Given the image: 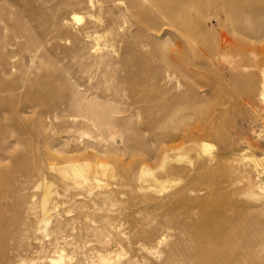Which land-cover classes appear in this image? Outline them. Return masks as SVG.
Wrapping results in <instances>:
<instances>
[{"label": "rangeland", "instance_id": "rangeland-1", "mask_svg": "<svg viewBox=\"0 0 264 264\" xmlns=\"http://www.w3.org/2000/svg\"><path fill=\"white\" fill-rule=\"evenodd\" d=\"M243 1L203 2L205 14L214 13L219 19L210 22L214 40L226 34L239 50L243 45L264 46V36L251 39L241 24L231 27L241 13H259L253 3L264 2ZM110 6L89 13L74 9L90 19H101L98 54L107 55L101 60L98 92L102 102L126 110L117 115L122 121L110 136L98 134V127L80 124L77 118L37 113L30 119L31 114L8 98L16 91L5 92L7 85L16 83L18 69L0 74V230L7 226L14 232L3 239L0 264H53L59 258L61 264H190L193 248L210 226L201 216L204 207L215 216L231 215V210L241 214L240 219L222 225L241 227L242 264H264V197H253L260 195L257 185L264 174L257 178L244 157L246 152L264 155V71L242 68L239 55L214 53L205 60L207 47L199 44L197 52L202 56L190 67L194 74H183L182 85L171 92L181 98L173 99L174 106L168 107L161 122L159 118L149 123L137 104L132 108L127 104L128 91H117L111 99L103 93L113 92L117 79L119 83L123 77L125 81L137 77L123 72L121 64L132 62V44L141 36L164 51V64L159 67L153 61L149 69L159 67L162 75L171 72L176 67L170 50L177 38L166 26L159 32L145 30L140 21L149 15L120 3ZM4 14L10 27L29 21L32 36L39 35L43 23L31 22L28 12ZM243 22L255 28L261 23ZM66 46L63 39L47 43L35 60L33 78L48 77V67L56 60L69 61ZM7 49L15 47L7 45L3 51ZM257 59L256 54L249 56L252 63ZM28 64L26 58L18 67ZM185 66L190 65L182 62L187 70ZM225 68L232 69V79L222 71ZM48 78L52 80L51 72ZM25 118L31 121L26 124ZM206 129L212 136H206ZM230 198L236 200L227 201Z\"/></svg>", "mask_w": 264, "mask_h": 264}, {"label": "bare ground", "instance_id": "bare-ground-1", "mask_svg": "<svg viewBox=\"0 0 264 264\" xmlns=\"http://www.w3.org/2000/svg\"><path fill=\"white\" fill-rule=\"evenodd\" d=\"M195 1L200 4L199 8L196 7ZM204 1L206 0H5V2L0 0V9L4 12H8V10L26 11L31 16V22L43 23L39 35L35 38L32 36L33 29L30 30L27 25L29 21H19L21 27L17 25V27H10L4 12L0 13V50L3 52L0 56V74L1 76L12 74V71L18 69L15 75L16 83L7 85L5 92L16 91V95H9L8 98L16 100L21 111L24 110L31 114L30 119L37 113L63 120L77 118L80 124L89 123L91 126L98 127L97 130H101L98 134L104 133L108 136L113 134L115 132L113 127L115 128L122 121V118L117 115H123L126 110L111 105L107 101L102 102L98 92L101 84L99 79L101 60L103 56L107 55V52L98 54V51L102 49L99 36L101 19L99 17L90 19L91 16L78 14L74 9L81 7L89 13L94 8L102 10L117 3L124 5L127 10L133 9L141 15H149L148 20L140 21L145 30L159 32L160 27L166 26L167 29H172L177 38L170 50L172 66L176 67L171 72L161 74L159 67L164 64V51L157 47L151 38L141 36L135 44H132L134 56L132 62H122L121 64L123 72L135 73L137 77L134 80L127 78L126 81L123 77L119 83L117 79L113 92L105 91L103 93L105 95L103 97L109 99L111 95V99L117 91H128L130 98L127 104L130 108L137 104V107L142 109V118L149 123L157 122L159 118L161 122L165 112L169 109L168 107H173L174 101L181 98L180 94L172 95L171 92L182 85L183 74L190 76L194 74L191 68L194 66V60L200 56L197 52L199 44L207 47L208 55H201L205 60L214 53L221 57L239 55V65L242 68L264 71V46L243 45L239 50L234 41L226 34H222V38L214 40V27L210 22L211 19H215L219 23V19L214 13L205 14L202 5ZM245 2L250 3L251 1L244 0L243 3ZM250 4L252 5V2ZM257 5L260 8L259 13H241L235 21L233 17L231 18V12L227 13V16L234 21L231 27L237 28L241 24L244 34L251 39H259L264 36V2L253 3V6ZM68 9L73 10L67 14ZM38 11L42 12V15L36 13ZM247 19L260 21V27L255 28L247 25L243 22ZM111 25H108V30L112 29ZM22 39L23 41L20 42ZM56 39L66 41L67 46L63 48L70 55L69 61L62 63L60 60H56L54 64L49 65L48 75L50 76L51 72V84L48 80L49 76L39 80L34 79L35 60L40 58V54L46 50V44ZM7 45L14 46L15 49L3 51ZM148 47L150 48L148 51L144 50ZM114 50V46L111 45V51ZM186 50L188 55L185 57L183 51ZM255 54L258 55V59L252 63L249 56ZM26 58L29 59V64L24 68L18 67V63ZM153 61L159 66L158 69L156 68L157 70H150L148 67ZM182 62L190 65L185 66L188 67L187 70L182 67ZM222 71L230 79L233 78L232 69L225 68ZM110 78H113L111 80L115 79L113 75ZM55 81H58V85L55 84ZM261 96L264 99V78L261 80ZM104 108L108 109V112L105 113ZM127 110L131 111V109ZM24 120L26 124L31 121L29 118ZM206 136H212L210 130H207ZM244 155L252 163L257 178H260L264 174V155L258 157L250 152H246ZM75 172L79 173V169L76 168ZM225 181L227 180L225 179ZM257 187L260 195L253 194V197H264V179L258 183ZM235 200L230 198L227 201L234 202ZM218 201H221V197ZM211 211L205 207L202 208L201 216L205 221H208V226H210L201 234L200 244L193 248L190 264H218L219 262L242 264L243 244L239 237L241 227L234 225L229 228L222 225L224 221L240 219L241 214L231 210V215L215 216ZM0 221H2L1 217ZM9 233L14 234L13 230L7 226L1 228L0 248L5 235ZM162 240L157 243L161 244ZM61 260L62 258L54 259L52 262L61 264Z\"/></svg>", "mask_w": 264, "mask_h": 264}]
</instances>
